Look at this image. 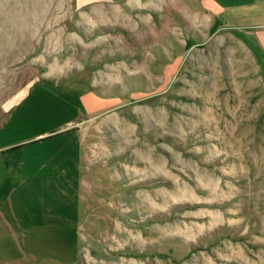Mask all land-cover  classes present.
Instances as JSON below:
<instances>
[{"label": "rangeland", "instance_id": "obj_1", "mask_svg": "<svg viewBox=\"0 0 264 264\" xmlns=\"http://www.w3.org/2000/svg\"><path fill=\"white\" fill-rule=\"evenodd\" d=\"M0 264H264V0H0Z\"/></svg>", "mask_w": 264, "mask_h": 264}, {"label": "crops", "instance_id": "obj_2", "mask_svg": "<svg viewBox=\"0 0 264 264\" xmlns=\"http://www.w3.org/2000/svg\"><path fill=\"white\" fill-rule=\"evenodd\" d=\"M23 7H24V9H31V7H34V6L33 5H30V3H29V4H25ZM22 17H24V16H22ZM22 17H19V19H23ZM24 18H26V19L30 18L31 20H29V21H27V20L26 21L21 20V21H16V22L17 23L18 22L19 23H23V24H26V23L32 24L33 23V18L34 17H32V14H31V16H29V17L25 16Z\"/></svg>", "mask_w": 264, "mask_h": 264}]
</instances>
